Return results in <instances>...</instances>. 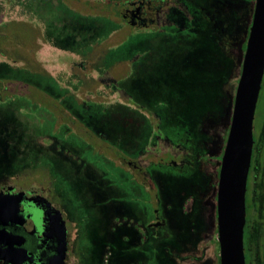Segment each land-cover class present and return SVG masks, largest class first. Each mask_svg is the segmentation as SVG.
Returning <instances> with one entry per match:
<instances>
[{
	"label": "rangeland",
	"instance_id": "obj_1",
	"mask_svg": "<svg viewBox=\"0 0 264 264\" xmlns=\"http://www.w3.org/2000/svg\"><path fill=\"white\" fill-rule=\"evenodd\" d=\"M180 1L189 6L198 2ZM91 6L94 5L78 0H0V73L7 64L38 67L54 77L63 89L70 88L72 83V90L85 80L84 75L85 82L95 80L87 95H99L106 102L116 99L117 95L97 83L93 67L101 61L119 79L131 73L122 82L123 89L137 104L156 114L157 122L125 103L111 106L94 121V127L105 131L111 142L119 143L122 153L131 159L138 158L142 151L157 142L159 135L181 144L186 142L190 132L197 134L202 112L217 107L220 83L224 79L213 57L217 47L207 36V30L196 34L152 28L135 31L133 35L123 23L110 21L104 14L96 15L97 11ZM193 11L196 10L192 9L196 14ZM46 30L53 41L60 42L63 38L72 52L56 46ZM141 52L145 54L131 63L129 69L124 62L132 61ZM21 92L26 98L0 92V174L14 171L5 175L13 181L31 178L34 174L45 182L47 169L54 172L71 201L80 231L81 245L72 264H106L109 253V264H178L165 256L166 240L172 252L182 247V243H178L175 231L167 229L159 211L162 187L153 184L154 193L146 192L145 196L136 198L127 189L130 184L122 175L123 171L108 163L81 137L72 136L62 143L78 160L48 148L49 143L44 138L48 137V132L50 137L55 134L52 113L62 114L60 106H48L46 99L51 98L41 91L35 92L33 87L24 86ZM59 133L63 134V130ZM150 167L159 168L156 163ZM162 168L159 171L165 187H170L174 201H179V181L186 180L189 172L176 166ZM119 195L125 196L124 205ZM116 216L147 226V244L138 243L135 238L124 241L122 235L132 234L133 228L126 225L113 228ZM177 216L186 224L180 214ZM215 223V264H218L220 249L217 221ZM181 233L183 239L189 235L185 228H181ZM110 239L114 247L109 246ZM199 247L208 254L206 242Z\"/></svg>",
	"mask_w": 264,
	"mask_h": 264
},
{
	"label": "flooded vegetation",
	"instance_id": "obj_2",
	"mask_svg": "<svg viewBox=\"0 0 264 264\" xmlns=\"http://www.w3.org/2000/svg\"><path fill=\"white\" fill-rule=\"evenodd\" d=\"M78 1L81 3L84 1L87 5L93 4L91 9L97 11L96 15L104 14L112 21L123 23L133 35L135 31H150L152 28L154 30L160 28L161 32L170 29L175 32L187 31L196 34L207 30L210 41L215 43L217 53L213 57L216 59L218 71L224 73V79L220 83L221 92L217 97L218 104L216 108L202 112L198 133L190 132L186 142L174 144L165 136L159 135L157 142H153L142 151L138 158L131 159L122 153L119 143L111 142L105 131L94 127V121H97L96 118L101 113L120 103L138 108L145 112L146 116L155 118V122L158 117L144 106L137 104L123 89L122 82L131 76V73L120 79L116 78L112 69L101 61L99 65L93 67L99 80L97 83L106 89H111L117 95L116 99L106 102L99 95H87L89 86H92L95 80L92 79V83L85 82L87 80L83 75L85 80L75 85L74 90L71 88L72 83L70 88H65L63 98L46 99L48 106H60L59 110L62 114L55 116L48 109L49 113H52L55 134L50 137L48 132V137L44 138L49 143L48 148L74 160L78 158L62 144L63 141L77 136L85 143L92 144L96 152L108 163L123 171L122 175L130 184L127 189L136 198L145 196L146 192L154 193L153 184L162 187V192L159 193L161 200L158 201L161 204L159 211L165 219L167 229L170 227L172 232L175 231L178 235V243H182V247L179 246L177 251L172 252L166 240L164 245L166 258L168 260L173 258L178 264H215L214 234L219 176L255 0H198L195 4H190L193 7L180 0ZM192 9L196 10L193 11L196 14L192 13ZM65 50L72 52L70 49ZM144 54L145 52H141L140 55L133 57L132 61L124 63L131 69V63ZM77 55L84 59L90 58ZM84 70H87V67H84ZM84 70L83 73H86ZM9 84L13 85L8 87L7 84L0 83L2 92L14 93L23 99L24 93L21 90L24 86L21 83ZM34 90L38 91L36 88ZM33 103L41 105L39 101ZM60 130H63V134L59 133ZM253 132L254 147L246 192L244 246L246 264H253L254 261L256 264H264V76ZM152 163L158 164L159 168L151 169ZM162 166H176L189 172L186 180L179 181V201H174L171 188L165 187V180L161 174ZM47 171L48 177L43 178L46 179L45 182L34 174L31 178L17 181L0 177V193L13 194L21 199L22 205V210L18 214L19 220L0 226V230L4 231L0 234V264H72L76 259L81 245L76 214L60 180L52 170L47 169ZM16 174L19 176V172ZM118 199L123 205L125 204V196L119 195ZM177 214L186 220V224H182ZM157 216L156 214L155 218ZM138 223L140 222L129 218L121 220L116 216L112 226L114 228L126 225L129 229L133 228V236L122 235L124 241L129 242L130 239L135 238L138 243L147 244L148 227ZM153 223L155 224L156 221ZM162 223L160 220V224ZM169 223L172 225L170 226ZM181 228L189 231L186 239L181 235ZM205 242L207 255L199 247ZM109 246L114 247L112 239L109 241ZM109 257H106V264L110 262ZM218 262L220 264V256Z\"/></svg>",
	"mask_w": 264,
	"mask_h": 264
},
{
	"label": "water",
	"instance_id": "obj_3",
	"mask_svg": "<svg viewBox=\"0 0 264 264\" xmlns=\"http://www.w3.org/2000/svg\"><path fill=\"white\" fill-rule=\"evenodd\" d=\"M263 76L264 0H255L218 183L220 264H246L244 233L247 180L254 147V119ZM21 210V199L13 194L0 193V226L19 220Z\"/></svg>",
	"mask_w": 264,
	"mask_h": 264
},
{
	"label": "trees",
	"instance_id": "obj_4",
	"mask_svg": "<svg viewBox=\"0 0 264 264\" xmlns=\"http://www.w3.org/2000/svg\"><path fill=\"white\" fill-rule=\"evenodd\" d=\"M90 17H92V15H90ZM104 17L112 21L108 16L104 15ZM46 35L48 36L47 30ZM53 43L56 46H63L65 47V49H70V47L66 44L63 38H61L60 42L53 41ZM37 68L38 67L31 68L29 66L15 67L11 64H7L6 69H4L3 72L0 73V83L7 84L8 87L13 85L9 83H21L23 86H27L30 88L34 87L38 89V91L45 93L48 97L57 99L63 98L65 96L66 90L63 89L58 83V81L54 77H52L48 72H46L45 70H38ZM1 87L2 86H0V88ZM2 91L3 90L0 89V92ZM23 98H26V96H24ZM13 173L14 171L3 172L2 174H0V177H5V175Z\"/></svg>",
	"mask_w": 264,
	"mask_h": 264
}]
</instances>
